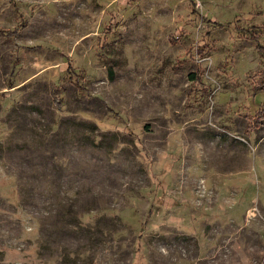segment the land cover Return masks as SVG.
<instances>
[{
    "label": "rangeland",
    "instance_id": "374dc122",
    "mask_svg": "<svg viewBox=\"0 0 264 264\" xmlns=\"http://www.w3.org/2000/svg\"><path fill=\"white\" fill-rule=\"evenodd\" d=\"M251 26L264 0H0V264H264Z\"/></svg>",
    "mask_w": 264,
    "mask_h": 264
},
{
    "label": "trees",
    "instance_id": "16d2710c",
    "mask_svg": "<svg viewBox=\"0 0 264 264\" xmlns=\"http://www.w3.org/2000/svg\"><path fill=\"white\" fill-rule=\"evenodd\" d=\"M195 12H196V10H195ZM258 15L260 16V15H262V13H258ZM203 20L206 21L205 18H203ZM218 25H219V24H218ZM219 26H223V25H219ZM236 31H237L238 33H244V34H246L249 38L256 40V39H258L260 36H262V35L264 34V26H251V27L246 28V29L237 28ZM14 33H17V30L13 31V35H14ZM257 50H258L260 53L264 54V47H257ZM192 78H193V80H194L195 82H200V75H199V73H195V74H193V75H192ZM262 79H263V80H262V84L264 85V83H263V82H264V70H263V72H262ZM258 114H259L261 117H263V116H264V109L261 110V111H259Z\"/></svg>",
    "mask_w": 264,
    "mask_h": 264
}]
</instances>
